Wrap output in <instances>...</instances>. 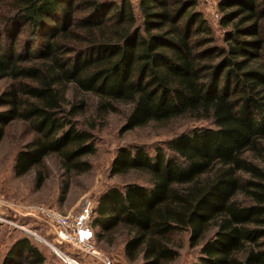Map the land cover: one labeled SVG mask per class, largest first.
Wrapping results in <instances>:
<instances>
[{
	"label": "trees",
	"instance_id": "trees-1",
	"mask_svg": "<svg viewBox=\"0 0 264 264\" xmlns=\"http://www.w3.org/2000/svg\"><path fill=\"white\" fill-rule=\"evenodd\" d=\"M0 41V142L4 128L25 121L34 138L17 153L20 177L56 156L67 171L90 169L92 136L74 118L83 103L63 89L97 98L102 112L127 106L124 131L191 117L211 122L170 139L150 156L122 148L113 175L138 172L98 198L90 226L97 241H120L130 263L166 264L179 255L176 236L199 248L192 264H264V0H218L224 47L195 0H10ZM21 28L45 39L17 54ZM4 31V30H1ZM9 40V41H8ZM9 43V46H8ZM258 161V162H256ZM41 183V182H40ZM38 184V186L40 185ZM20 239L2 264H43Z\"/></svg>",
	"mask_w": 264,
	"mask_h": 264
},
{
	"label": "rangeland",
	"instance_id": "rangeland-1",
	"mask_svg": "<svg viewBox=\"0 0 264 264\" xmlns=\"http://www.w3.org/2000/svg\"><path fill=\"white\" fill-rule=\"evenodd\" d=\"M106 1L118 4L122 0ZM127 1L133 8L137 24L142 25L138 8L139 0ZM10 2V0H0V15L10 10ZM195 2V10L202 14L210 26L215 44L224 47V35L227 30L222 29L219 24L221 14L217 9L218 0H195ZM7 28L9 24H3L2 27L0 25V33H5ZM5 36H1L0 41L7 42ZM43 39H45L43 33L39 32L32 37L28 30L21 28L15 42L17 54L25 56L28 49L32 50L29 48L32 42L34 44L31 54H34ZM8 85V80L0 81V95L6 91ZM63 91L68 102L83 103V112L74 120L77 128L91 134L95 144V154L82 159L89 162L90 169L82 173H77L75 170L69 172L58 157L50 156L29 173L18 177L14 172L17 153L26 149L25 146L34 138V134L29 129L28 123L21 120L11 122L3 129L0 142V264L20 239L28 240L41 253L44 257L43 264H70L66 263L61 255L75 261L76 264H103L105 260H109L111 264H141V260L133 263L126 260L120 241H116L111 246L97 241L96 234L99 233V229L95 230L90 226L96 202L106 190L122 189L127 183L148 185L149 178L138 172L113 175L111 168L115 156L122 148L138 146L143 147L152 156L157 147L165 149L166 143L176 135L194 128L211 127V122L185 117L124 131L127 106H119L116 112H102L94 96L79 92L70 84ZM2 110L4 108L0 107V111ZM86 202L92 204L88 222L89 242L99 256L87 255L75 247L60 243L41 213V210L47 209L67 216L77 212ZM176 240L181 244L179 255L174 261L166 264L195 262L199 257V248H190L188 234L177 235ZM52 248L61 255L56 252L55 254Z\"/></svg>",
	"mask_w": 264,
	"mask_h": 264
},
{
	"label": "built area",
	"instance_id": "built-area-1",
	"mask_svg": "<svg viewBox=\"0 0 264 264\" xmlns=\"http://www.w3.org/2000/svg\"><path fill=\"white\" fill-rule=\"evenodd\" d=\"M91 202H86L73 214L63 216L54 210H41L42 217L55 234L57 240L62 244L75 247L87 255L99 256L93 245L89 242L90 232L88 231V222L92 211ZM84 233L89 235L83 236ZM103 264H111L105 260Z\"/></svg>",
	"mask_w": 264,
	"mask_h": 264
},
{
	"label": "bare ground",
	"instance_id": "bare-ground-1",
	"mask_svg": "<svg viewBox=\"0 0 264 264\" xmlns=\"http://www.w3.org/2000/svg\"><path fill=\"white\" fill-rule=\"evenodd\" d=\"M50 248H51V247H50ZM52 251H53L54 253L56 252V253H58L59 255H61L59 252H57V251L55 250V248H54V249L52 248ZM56 253H55V254H56ZM61 256H62V258L66 261V263L76 264L75 261L67 259L66 256H63V255H61Z\"/></svg>",
	"mask_w": 264,
	"mask_h": 264
},
{
	"label": "snow or ice",
	"instance_id": "snow-or-ice-1",
	"mask_svg": "<svg viewBox=\"0 0 264 264\" xmlns=\"http://www.w3.org/2000/svg\"><path fill=\"white\" fill-rule=\"evenodd\" d=\"M87 235H89V234H88V233H84V234H83V236H87Z\"/></svg>",
	"mask_w": 264,
	"mask_h": 264
}]
</instances>
